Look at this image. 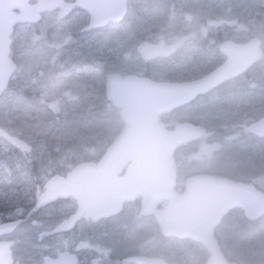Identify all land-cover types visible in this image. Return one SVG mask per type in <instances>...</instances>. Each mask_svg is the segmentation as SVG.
<instances>
[{
    "label": "flooded vegetation",
    "instance_id": "flooded-vegetation-1",
    "mask_svg": "<svg viewBox=\"0 0 264 264\" xmlns=\"http://www.w3.org/2000/svg\"><path fill=\"white\" fill-rule=\"evenodd\" d=\"M59 1L57 7L48 12L59 14L70 10V14L78 11L88 13L86 8L77 4V0ZM30 3L36 5L38 0H32ZM163 3L164 0H160L156 6L160 8ZM152 4L153 0H127L126 20L121 23H110L102 29L89 28L99 32L109 26H122L127 22L128 16H136L138 8ZM207 14L204 13L200 18ZM229 15H233L234 19L230 20ZM45 16L46 14L43 16L42 13L43 19ZM176 16L177 10L172 4L170 21L162 25L147 22V25L142 27L136 22L129 21L130 30L127 33L135 35L137 56H106L105 64L98 62V66L104 69V95L92 101L97 107H100L101 103L114 107L119 110L121 116V109L107 94L110 76L114 77L118 86L124 85L128 78L141 79L149 85L146 90L160 91L150 93L154 99L168 100L181 96L175 88L210 78L211 85L205 90L198 91L188 97V100L160 111L155 121L161 129L151 137L148 136L151 139H163L164 133L176 132L182 125L199 126L204 130L202 134L174 148L172 155L175 178L169 196L150 198L145 194H136L132 198H125L121 211L107 218L96 220L88 212L72 222L79 210V202L74 196L58 195L47 203H40L42 195L47 190L49 182L47 181L46 185L43 183L38 186L27 213L21 212L20 205L16 203L8 207L7 213L0 211V225L11 228L7 233H0V243L7 244L11 252V264H32V254L26 261L22 260L24 250L20 248L21 236L17 233L23 228L28 230L32 246L30 253L39 252L36 251L39 247L32 245L37 234L40 240L45 237L47 241L59 242L56 246L46 249L41 258L44 264L46 259L58 260L66 253L70 255L71 260L76 261L75 264H139L135 258L140 256L159 259L163 264H206L211 256L210 251L201 242L189 237L180 238L166 233L158 215H167L173 199L187 194L191 180L200 177L220 180L224 185L220 190L223 194L229 191L226 185L234 183L256 191L258 198L263 197L264 181L260 178V160L231 167V161L227 157L231 152L226 149L223 153L222 146L220 149L217 148L219 141L244 130L241 127L238 133L228 130L227 127L233 126L227 124L225 120L223 123L219 122L217 111L218 108L257 109L258 100L261 95L264 96V3L257 5L242 3L237 8H229L226 13L220 11V18L210 15L202 21L205 26H201L195 36L189 34L176 36L175 34L179 32L165 29L172 24ZM187 19L191 23V17ZM145 49H148L149 53ZM157 51H161L162 54H153ZM227 65L232 67L224 69L220 76L214 77L218 69ZM263 118L264 111L261 112V108H258L257 114H250L249 118V136L260 143V146L261 142H264V136L254 133L252 126ZM131 127L132 123H127L122 118L119 128L112 130L111 135L115 139L124 129ZM208 150L212 153L210 156L206 155ZM258 153V150H254L253 156L256 157ZM104 154L98 153L90 161L95 162L98 168ZM132 162L133 160L127 163L118 174L119 177L127 174ZM218 162L221 164H217ZM71 170L66 173L59 170L57 172L67 178ZM224 220L250 219L244 207L236 205L225 214L222 218V221ZM118 231L124 233L125 244L117 249V246L103 243L106 238L102 236L111 237ZM223 231L228 233L227 229ZM155 245L159 247L155 248ZM253 262L256 260L251 263Z\"/></svg>",
    "mask_w": 264,
    "mask_h": 264
},
{
    "label": "rangeland",
    "instance_id": "rangeland-1",
    "mask_svg": "<svg viewBox=\"0 0 264 264\" xmlns=\"http://www.w3.org/2000/svg\"><path fill=\"white\" fill-rule=\"evenodd\" d=\"M159 1L153 0L152 6L138 8L136 16H128L122 26H109L99 32L89 28V13L79 11L64 20L58 19L57 14H46L37 23L14 28L11 58L17 68L12 79L15 83H28L24 88L30 90L31 95L8 88L0 96V203L3 206L19 202L21 210L27 213L33 191L43 183L46 185L62 166L75 164L66 161L70 159L68 154L77 152L68 148L71 143L84 150L88 157H95L107 146L108 139L113 137L111 131L119 128L122 118L119 110L110 105L101 103L97 107L92 104L95 98L104 95V69L98 62L105 64L106 56H137L135 35L127 33L129 21L142 27L147 22L162 25L170 21V8L174 4L177 16L165 29L179 32L176 36H195L200 27L205 26L202 21L210 15L220 18V11L226 13L242 3H264V0H164L158 8ZM204 13L208 14L201 19ZM187 17H191V23ZM229 19L234 16L229 15ZM263 103L261 95L257 103L261 112L264 111ZM258 108H218L219 122L225 120L233 126L227 127L228 130L236 133L241 128L244 130L230 138L228 135L218 142L217 148L222 146L223 153L226 149L231 152L227 154L231 167L259 159L260 178L264 181V142L260 146L248 132L250 114H257ZM254 150L259 152L256 157ZM211 154L210 150L206 152V155ZM239 222L232 221L230 227L222 229L244 240L248 233L238 230ZM259 225H264V218L255 226ZM220 232L223 236L224 231ZM17 234L21 236L20 248L24 250L22 260L26 261L32 254V264H44L41 258L46 249L59 244L45 237L40 240L37 234L32 245L39 247L36 250L39 252L30 253L28 230L23 228ZM123 234L118 231L111 237L102 236L106 238L103 243L118 249L126 243ZM261 239L264 240L262 232L258 241ZM258 241L251 238L247 245L241 242L239 245L240 248L245 246L246 257L251 262L257 260L253 264H264V245L257 249Z\"/></svg>",
    "mask_w": 264,
    "mask_h": 264
},
{
    "label": "water",
    "instance_id": "water-1",
    "mask_svg": "<svg viewBox=\"0 0 264 264\" xmlns=\"http://www.w3.org/2000/svg\"><path fill=\"white\" fill-rule=\"evenodd\" d=\"M29 1L0 0V94L7 88L10 77L16 69V64L9 58L13 27L17 23L37 21L40 11L51 9L56 5L53 0H40L38 5L32 6ZM126 1L78 0L77 3L90 11L91 26L99 28L111 21L123 20L127 11ZM16 10H20V13ZM145 50L149 53L148 49ZM153 54L158 55L162 52L157 51ZM231 67L227 65L219 69L214 77L220 76L224 69ZM134 82L133 78H128L124 85L118 86L114 77H109L108 84V94L113 95L117 105L123 108L122 116L126 122L132 123V127L124 130L108 147L98 168L95 163L86 162L70 172L68 179L57 175L49 182L48 189L43 195L41 203L54 199L58 194L74 195L80 206L72 222L88 211L94 219L108 217L120 211L124 198H132L137 193H144L150 198L167 196L175 178L172 157L174 148L203 132L202 128L182 125L176 132L164 133L163 139L148 138L161 129L155 121L160 111L189 99L188 97L198 91L205 90L208 85H211L210 78L196 84L175 88L181 96L172 100L154 99L150 94L160 93V91H141L138 90L140 87H129V84L139 86ZM140 86L145 89L148 85L140 83ZM252 130L264 136V118L255 123ZM131 160L133 162L126 176L118 177ZM207 181L209 185L203 178L193 180L189 184L190 193L175 199L167 211L168 215H159V218L167 232L191 236L209 247L213 255L207 264H228L212 237V229L220 222L224 213L236 204L243 205L250 218L262 215L264 200L258 201L257 207H254L255 194L242 185L229 183L226 185L229 191L223 194L220 190L224 185L220 181L213 178ZM182 225L185 228L182 229ZM10 230L11 228L0 226V233ZM10 255L8 245L0 244V264H11ZM137 260L140 264H160L157 260L144 257ZM46 263L75 264L76 261L71 260L70 255L66 253L58 260L47 259Z\"/></svg>",
    "mask_w": 264,
    "mask_h": 264
},
{
    "label": "trees",
    "instance_id": "trees-1",
    "mask_svg": "<svg viewBox=\"0 0 264 264\" xmlns=\"http://www.w3.org/2000/svg\"><path fill=\"white\" fill-rule=\"evenodd\" d=\"M18 88H20V86H18ZM70 147H72V145ZM81 158L88 159L89 157L88 156H83V157L81 156ZM225 223H226L225 221L222 222V225ZM252 224H253V222H251V221H245V222H243L242 226H239V229H247L249 231L253 230L256 227H253L254 225H252ZM261 227L264 228V225H261ZM219 229L220 228H216L215 233H216V237H217L218 242H219V246H220L221 250L223 251V253L225 254V256L231 261H241L242 256H244V254L246 255L247 249L244 248L245 246H243L242 248H237L235 246V243L238 241V243L241 242V244L247 245L246 242L251 240V238H253L252 235L251 234H245L246 236H244L245 237L244 240H241V238L239 237V238H234V241L231 242L229 238L224 239L223 236L220 235ZM248 249H250V248H248Z\"/></svg>",
    "mask_w": 264,
    "mask_h": 264
}]
</instances>
